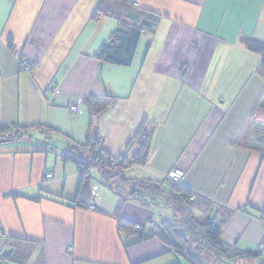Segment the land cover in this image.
<instances>
[{
    "label": "crops",
    "instance_id": "0c3cea01",
    "mask_svg": "<svg viewBox=\"0 0 264 264\" xmlns=\"http://www.w3.org/2000/svg\"><path fill=\"white\" fill-rule=\"evenodd\" d=\"M119 1L0 0V128H33L32 140L0 145V258L13 253L14 239L28 255L5 259L10 264H189L157 239L119 232V198L97 171L89 207L71 203L78 168L62 161L67 144L38 126L77 144L93 130L120 156L135 152L129 144L148 120L147 163L126 177L160 180L182 169L186 187L234 211L224 242L243 251L264 243V203L257 206L249 193L264 164L262 57L243 44L248 37L264 42V0H136L161 21L142 36L129 67L99 59L118 27L111 15ZM103 3L109 14L100 12ZM24 58L35 67L26 71ZM90 97L107 107L93 126ZM256 107L246 141L255 150L233 147ZM156 209L132 199L120 218L159 223Z\"/></svg>",
    "mask_w": 264,
    "mask_h": 264
},
{
    "label": "trees",
    "instance_id": "16d2710c",
    "mask_svg": "<svg viewBox=\"0 0 264 264\" xmlns=\"http://www.w3.org/2000/svg\"><path fill=\"white\" fill-rule=\"evenodd\" d=\"M118 3L114 4L116 8L114 14L111 15L118 19V27L109 41L101 47L99 59L108 64L129 67L134 61L142 36L145 33L156 32L161 17L145 12L130 0H120ZM107 11L106 3H103L100 12L109 14ZM243 44L248 50L261 55L262 61L258 73L264 78V42L248 37L243 39ZM101 101L102 99L95 97H90L85 101L92 126L94 117L107 108L105 105H100ZM258 108L256 107L232 141L233 147L255 150L248 146L246 141L252 122L257 117ZM148 127V120H144L129 144V148L134 144L135 152L130 154L128 150L120 156L111 155L104 148V138L98 136L93 130L88 132L84 144H77L50 126L34 128L46 137L55 136L67 144L66 151L61 157L62 161L74 163L79 171L77 194L71 203L82 208L89 207V200L86 199L95 171L99 174L104 186L118 196L117 217H119L118 230L120 233L136 235L139 241L157 239L166 245L170 252L189 264H264L262 248L243 251L224 242L223 229L230 222L234 211L220 205L216 206L211 199L186 187L184 181L176 183L171 180L170 173L174 170L160 180L126 177V171L133 167L145 166L147 163L153 139V131ZM31 129L33 128L21 126L0 128V145L32 140ZM111 159H113L112 163ZM162 196H165L162 199L163 203L159 201ZM132 199L144 207L166 208L172 212V219L170 221L161 220L159 223L151 219L146 225L121 219L120 212L123 206ZM245 208L247 210L249 207L245 206ZM93 209L96 210L95 207ZM258 213L260 221L264 223V206ZM20 241L11 240L14 251L9 256L2 255L0 264H10L5 259L26 261L27 248L21 245L23 242Z\"/></svg>",
    "mask_w": 264,
    "mask_h": 264
},
{
    "label": "rangeland",
    "instance_id": "374dc122",
    "mask_svg": "<svg viewBox=\"0 0 264 264\" xmlns=\"http://www.w3.org/2000/svg\"><path fill=\"white\" fill-rule=\"evenodd\" d=\"M27 60H31V62H33V64L35 63V65H36V61H34V60L30 59V58H24L22 64L24 65ZM178 170H180V171L185 173V176L183 178V179H185L186 172L183 171L182 169H178ZM251 182L252 183H251V186L249 187V193L251 194V193L254 192L255 204L258 206L259 204L264 203V164H263V167L261 168L258 176H256L255 180H254V177H253V180ZM164 198H165V196H162V198L159 201L161 203H163L164 200H162V199H164ZM156 212H157V221L159 219V222L161 220H169L170 221V219H172V212L170 210L166 209V208H163V209L162 208H157ZM263 247H264V245H261L259 248L261 249ZM2 264H4V263H2Z\"/></svg>",
    "mask_w": 264,
    "mask_h": 264
},
{
    "label": "built area",
    "instance_id": "2783aa9c",
    "mask_svg": "<svg viewBox=\"0 0 264 264\" xmlns=\"http://www.w3.org/2000/svg\"><path fill=\"white\" fill-rule=\"evenodd\" d=\"M135 6H139V3L136 1V0H130ZM33 62H31V60H27L25 62V64L23 65L24 66V69L26 71H29L31 70L34 66H35V63L33 64ZM71 110L72 111H76L77 110V106L76 105H73L71 107ZM103 140V139H101ZM111 163L113 162V159L110 160ZM185 176V173L178 170V169H175L173 172L170 173V179L173 180L174 182L178 183V182H183V178ZM47 179H52L53 178V175L52 174H47ZM2 237H5V234H2L0 233V238ZM264 250V247L262 248Z\"/></svg>",
    "mask_w": 264,
    "mask_h": 264
},
{
    "label": "water",
    "instance_id": "95a60500",
    "mask_svg": "<svg viewBox=\"0 0 264 264\" xmlns=\"http://www.w3.org/2000/svg\"><path fill=\"white\" fill-rule=\"evenodd\" d=\"M2 141H4V140H2ZM11 253H12V251L8 250V251L5 252V255L9 256Z\"/></svg>",
    "mask_w": 264,
    "mask_h": 264
}]
</instances>
